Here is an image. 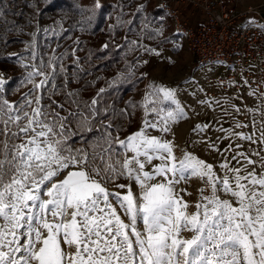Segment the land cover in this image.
Returning a JSON list of instances; mask_svg holds the SVG:
<instances>
[{
	"label": "snow or ice",
	"instance_id": "obj_1",
	"mask_svg": "<svg viewBox=\"0 0 264 264\" xmlns=\"http://www.w3.org/2000/svg\"><path fill=\"white\" fill-rule=\"evenodd\" d=\"M154 93L174 97L162 87ZM41 99L26 96L15 108L0 102V264H264V172L242 176L241 169H230L235 175L221 180L212 165L190 153L177 162L172 142L148 136L146 128L168 132L169 122L184 118L178 104L119 141L133 156L113 163L107 138L91 153L73 149L67 118L45 111ZM153 160L161 163L146 171ZM120 177L139 185V199L128 185L115 184ZM157 177L163 180L151 183ZM191 177L205 181L210 194L202 188L189 213L175 185ZM107 183L128 190L110 192ZM186 231L191 238H184Z\"/></svg>",
	"mask_w": 264,
	"mask_h": 264
},
{
	"label": "trees",
	"instance_id": "obj_2",
	"mask_svg": "<svg viewBox=\"0 0 264 264\" xmlns=\"http://www.w3.org/2000/svg\"><path fill=\"white\" fill-rule=\"evenodd\" d=\"M81 1L0 0V71L6 79L0 102L7 100L15 108L26 96L33 101L42 97L45 111L67 118V143L73 149L91 153L93 145L107 138L112 141L114 163L123 156L117 138L135 126L137 103H132L131 95L137 81L123 62L128 50L113 43L123 33L122 26L108 22L104 29L105 14L113 5L86 7ZM129 1L134 3L125 2ZM149 10L148 21L161 17L160 10ZM98 36H108L111 44L93 48ZM29 73L34 74L32 82ZM37 78L47 83L37 89L33 83ZM123 180L120 177L115 184Z\"/></svg>",
	"mask_w": 264,
	"mask_h": 264
},
{
	"label": "rangeland",
	"instance_id": "obj_3",
	"mask_svg": "<svg viewBox=\"0 0 264 264\" xmlns=\"http://www.w3.org/2000/svg\"><path fill=\"white\" fill-rule=\"evenodd\" d=\"M125 1H81V6L86 7L101 8L108 4L113 5L112 10L105 14L107 26L104 29H107L108 22L122 26L123 33L114 37L113 43L121 45L124 51L128 50L123 62L130 69V73L134 74V81L138 83L131 95L132 103H137L133 120L135 126L132 132L119 136L117 144L120 146L119 141H126L128 136L144 128L145 120L156 123L160 115L175 111L178 104L184 112V118L175 123L169 122L168 132L162 133L156 128H146L148 136L172 142L177 162L183 158L185 152L190 153L212 165L215 177L221 180L225 176L231 178L235 175L230 169H241L242 176L253 170L257 175L264 172V168L261 167L264 161V98L211 95L206 84L207 77L212 74L222 75L224 71L215 69L212 65L194 67L192 55L183 47L182 41L172 33L162 12H159L161 17L158 19L149 21L146 19L149 8L158 9L154 6V0H134L133 4ZM109 40L112 41L108 36H98L94 39L97 45L93 48L102 49L111 44ZM0 80L4 86L6 79L2 71ZM33 83H40V79L37 78ZM156 87L173 90L174 97L165 100L162 94L157 96L154 93ZM27 98L30 99V96ZM27 108L29 107L26 106L25 110L31 112V108ZM120 148L123 150L122 161L125 156L128 158L133 156L132 152H126L121 146ZM248 160L255 163L249 164ZM160 163L159 160H153L151 164H146L145 170L151 171ZM222 165H227V168ZM162 180V177H157L151 183ZM116 184L128 185L137 199L142 194L134 180L124 177L123 181ZM106 187L110 192L122 194L128 190L118 189L115 184ZM202 188L205 190L204 195L210 194L208 185L198 177L181 180L175 185L176 195L188 203L189 213L195 211V204L201 199ZM218 194L221 199L231 200V197L223 192ZM118 214L128 222V217L123 211H119ZM137 227L143 231L142 222L138 221ZM182 235L184 238H191L192 233L186 231Z\"/></svg>",
	"mask_w": 264,
	"mask_h": 264
},
{
	"label": "built area",
	"instance_id": "obj_4",
	"mask_svg": "<svg viewBox=\"0 0 264 264\" xmlns=\"http://www.w3.org/2000/svg\"><path fill=\"white\" fill-rule=\"evenodd\" d=\"M154 6L192 55L194 67L224 71L207 77L211 95L264 98V21H244L251 9H238L236 0H154ZM197 13L201 19L194 22Z\"/></svg>",
	"mask_w": 264,
	"mask_h": 264
},
{
	"label": "crops",
	"instance_id": "obj_5",
	"mask_svg": "<svg viewBox=\"0 0 264 264\" xmlns=\"http://www.w3.org/2000/svg\"><path fill=\"white\" fill-rule=\"evenodd\" d=\"M238 3V9L244 11L251 9V12L246 15L244 21H264V0H236ZM190 9L187 8L186 14L190 13ZM201 14L197 13L192 20L198 21L201 19ZM215 69H221L214 66Z\"/></svg>",
	"mask_w": 264,
	"mask_h": 264
}]
</instances>
